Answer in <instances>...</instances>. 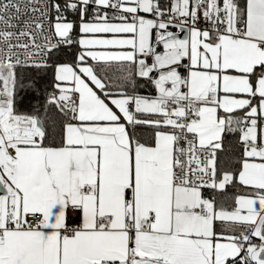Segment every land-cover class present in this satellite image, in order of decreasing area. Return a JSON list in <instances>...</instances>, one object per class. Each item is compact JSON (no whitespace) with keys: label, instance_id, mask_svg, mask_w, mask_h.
Instances as JSON below:
<instances>
[{"label":"snow or ice","instance_id":"1","mask_svg":"<svg viewBox=\"0 0 264 264\" xmlns=\"http://www.w3.org/2000/svg\"><path fill=\"white\" fill-rule=\"evenodd\" d=\"M0 264H264V0H0Z\"/></svg>","mask_w":264,"mask_h":264},{"label":"trees","instance_id":"2","mask_svg":"<svg viewBox=\"0 0 264 264\" xmlns=\"http://www.w3.org/2000/svg\"><path fill=\"white\" fill-rule=\"evenodd\" d=\"M233 191L232 189H229V192Z\"/></svg>","mask_w":264,"mask_h":264}]
</instances>
